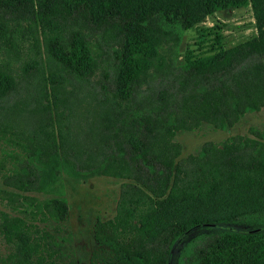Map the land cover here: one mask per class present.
Masks as SVG:
<instances>
[{
    "label": "trees",
    "instance_id": "trees-1",
    "mask_svg": "<svg viewBox=\"0 0 264 264\" xmlns=\"http://www.w3.org/2000/svg\"><path fill=\"white\" fill-rule=\"evenodd\" d=\"M253 2L0 0V264H77L63 250V181L92 175L121 182L114 215L93 223L89 264H264V207L150 237L132 223L227 182L247 191L264 170L262 132L206 140L185 155L175 140L264 107V29L228 48L214 32L208 48L181 50L203 16ZM254 24L260 30L264 15ZM209 223L246 232L209 228L178 254L180 238Z\"/></svg>",
    "mask_w": 264,
    "mask_h": 264
},
{
    "label": "rangeland",
    "instance_id": "rangeland-1",
    "mask_svg": "<svg viewBox=\"0 0 264 264\" xmlns=\"http://www.w3.org/2000/svg\"><path fill=\"white\" fill-rule=\"evenodd\" d=\"M12 3L18 0H4ZM34 4L40 0H31ZM124 5L137 6H171L175 0H120ZM95 3L96 0H90ZM177 4V3H175ZM264 15V0H255L238 9L223 8L203 16L200 21L187 29L182 38L181 50L189 49L198 52L206 49L213 42L214 32L220 35L219 44L222 48L231 47L241 41L255 36L258 30L255 20ZM30 47V43H27ZM264 133V107L258 111L245 113L232 127L225 130H213L208 125H201L190 132H177L175 140L182 145L181 155L193 151L200 143L206 140L219 141L232 134L251 136V131ZM254 178L252 187L242 191L237 181L223 184L219 190L211 194H201L195 198L181 197L173 204H166L143 220H132L140 226L139 233L147 237L155 235L169 224L187 225L194 219L217 220L250 208L264 207V170L251 173ZM64 191L67 202L68 217L63 225L69 240L63 244L66 254L74 258L77 264H89V258L97 246L93 238V223L96 218L105 220L114 215L118 186L121 179L108 176L92 175L85 178L73 179L64 176ZM144 207L140 210L143 211ZM0 210L8 211L0 202ZM41 226V223H34ZM207 226L208 228H203ZM48 227V226H47ZM241 229L238 226L209 223L198 227L194 233L180 238L178 254L185 251L186 241L197 233L207 232L210 229ZM132 229V228H130ZM128 237V235H124ZM5 245L0 238V253L4 252Z\"/></svg>",
    "mask_w": 264,
    "mask_h": 264
},
{
    "label": "water",
    "instance_id": "water-1",
    "mask_svg": "<svg viewBox=\"0 0 264 264\" xmlns=\"http://www.w3.org/2000/svg\"><path fill=\"white\" fill-rule=\"evenodd\" d=\"M233 230L237 231V232H240V233L246 232L245 230H241V229H233Z\"/></svg>",
    "mask_w": 264,
    "mask_h": 264
}]
</instances>
